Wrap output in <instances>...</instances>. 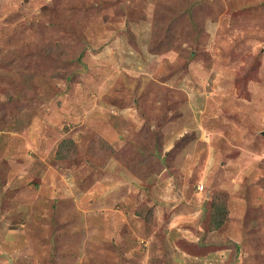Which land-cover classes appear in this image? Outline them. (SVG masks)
<instances>
[{"label": "rangeland", "instance_id": "rangeland-1", "mask_svg": "<svg viewBox=\"0 0 264 264\" xmlns=\"http://www.w3.org/2000/svg\"><path fill=\"white\" fill-rule=\"evenodd\" d=\"M0 264H264V0H0Z\"/></svg>", "mask_w": 264, "mask_h": 264}]
</instances>
